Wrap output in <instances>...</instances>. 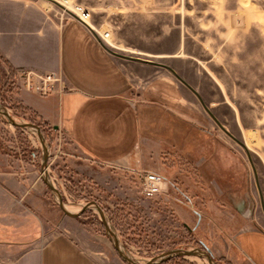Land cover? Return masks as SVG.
<instances>
[{"label": "rangeland", "instance_id": "obj_1", "mask_svg": "<svg viewBox=\"0 0 264 264\" xmlns=\"http://www.w3.org/2000/svg\"><path fill=\"white\" fill-rule=\"evenodd\" d=\"M42 1L62 9L61 0ZM75 2L103 25L102 32L111 31L108 48L113 52L147 59L155 58L140 52L186 56L169 65L181 71L209 112L185 91L187 102L203 116L199 123H180L188 129L180 130L181 149L160 145L164 140L159 138L144 143L147 166L141 172L158 173L166 182L153 197L144 195L138 172L87 160L42 121L51 183L70 212L97 203L135 261L198 248L210 250L217 264H242L229 239L247 222L264 229V0H155L151 14L131 11L137 7L134 0ZM8 77L0 62V104L17 122L41 121L22 104L18 78L9 91ZM154 108L156 117L167 116ZM170 120L157 130L145 125L143 138L151 139L150 132L173 138L177 125ZM41 160L38 135L0 115V172L6 173L0 183L10 180L7 190L0 188V205L12 206L10 225H0V264H45V253L61 236L100 264H126L97 210L77 218L63 213L42 180ZM167 262L162 264H209L198 257Z\"/></svg>", "mask_w": 264, "mask_h": 264}, {"label": "crops", "instance_id": "obj_2", "mask_svg": "<svg viewBox=\"0 0 264 264\" xmlns=\"http://www.w3.org/2000/svg\"><path fill=\"white\" fill-rule=\"evenodd\" d=\"M134 1L137 7L131 11L156 12L151 9L155 0ZM102 29L103 25L92 18L83 23L42 0H0V53L17 75L32 71L41 75L55 73L62 78L58 89L47 95L25 90L18 79L22 104L66 136L87 160L141 172L147 166L144 143L159 138L164 140L160 145L181 149L180 130L188 133V129L180 123L201 121L202 112L195 103L187 102L185 91L209 110L198 91L179 75L181 71L170 66L186 56L179 52H140L155 59L121 55L109 50V42L100 35ZM182 47L180 43L178 50ZM156 106L167 116L156 117ZM166 118L177 125L173 138H161L156 132H150L151 139L143 138L145 125L155 130ZM7 181L9 178H3L0 188L7 190ZM11 208L0 205V225H10ZM229 243L242 264H264V229L247 222ZM45 258V264H100L67 236L57 238Z\"/></svg>", "mask_w": 264, "mask_h": 264}, {"label": "water", "instance_id": "obj_3", "mask_svg": "<svg viewBox=\"0 0 264 264\" xmlns=\"http://www.w3.org/2000/svg\"><path fill=\"white\" fill-rule=\"evenodd\" d=\"M131 59L142 61L140 58H131ZM0 115L3 116L6 119V121L12 126L21 128L26 131L35 132L38 135V138L42 145V160H41L42 180L47 185V187L50 189L52 194L55 196L60 209L63 211L65 215L71 218L80 217L84 212L88 210H97L105 226L107 235L110 237V240L114 244L115 250L118 252L120 258L126 264H162L176 257H179V258L198 257V258L207 260L209 264H217L210 250L208 249L204 250V249H198V248L196 249H173L159 256H156L146 262H138V261L133 260L130 256H128L123 251L119 238L110 220L108 219L107 214L103 211V209L97 203L95 202L88 203L85 206H82L81 210L76 213L70 212V210L67 208V205L65 204L61 193L53 186L50 180V176L48 173V164H47L48 155H49V145L43 135V132L40 126L34 123H30V122L29 123L17 122L15 119H13V117L10 115L8 110L4 108L1 104H0Z\"/></svg>", "mask_w": 264, "mask_h": 264}, {"label": "built area", "instance_id": "obj_4", "mask_svg": "<svg viewBox=\"0 0 264 264\" xmlns=\"http://www.w3.org/2000/svg\"><path fill=\"white\" fill-rule=\"evenodd\" d=\"M62 12L75 16L82 22H90L91 12L84 6L75 2V0H61ZM102 39L109 42L112 39L111 31L100 34ZM22 87L29 91L41 95H47L58 89L62 83L60 75L51 73L41 75L32 71H21L18 74ZM141 181V188L147 197H153L161 194L166 188V182L162 175L154 172H138Z\"/></svg>", "mask_w": 264, "mask_h": 264}, {"label": "trees", "instance_id": "obj_5", "mask_svg": "<svg viewBox=\"0 0 264 264\" xmlns=\"http://www.w3.org/2000/svg\"><path fill=\"white\" fill-rule=\"evenodd\" d=\"M0 62L8 69V72H9V91L10 90H12V88L14 89V87H16V84H17V78H18V75H17V73H16V71L14 70V68L11 66V64L2 56V54L0 53ZM27 109V108H26ZM30 122H32V123H35V124H38V126H40V128L42 129V131H43V129H44V126L46 125L50 130H54V128H52V127H49L46 123H44L43 122V124H45V125H43L42 124V120L40 121H38V120H35V119H31L30 120ZM174 259V258H173ZM170 262L172 261V259L171 260H169ZM168 261V262H169ZM167 262V263H168Z\"/></svg>", "mask_w": 264, "mask_h": 264}, {"label": "bare ground", "instance_id": "obj_6", "mask_svg": "<svg viewBox=\"0 0 264 264\" xmlns=\"http://www.w3.org/2000/svg\"><path fill=\"white\" fill-rule=\"evenodd\" d=\"M67 208H68V206H67ZM69 209H70V207H69Z\"/></svg>", "mask_w": 264, "mask_h": 264}]
</instances>
